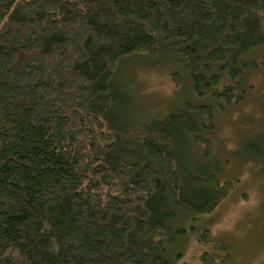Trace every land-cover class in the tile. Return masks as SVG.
<instances>
[{"label": "trees", "instance_id": "16d2710c", "mask_svg": "<svg viewBox=\"0 0 264 264\" xmlns=\"http://www.w3.org/2000/svg\"><path fill=\"white\" fill-rule=\"evenodd\" d=\"M261 47L264 0H0V264H173L179 214L234 190L192 165ZM162 55L193 100L134 124L117 75Z\"/></svg>", "mask_w": 264, "mask_h": 264}, {"label": "rangeland", "instance_id": "374dc122", "mask_svg": "<svg viewBox=\"0 0 264 264\" xmlns=\"http://www.w3.org/2000/svg\"><path fill=\"white\" fill-rule=\"evenodd\" d=\"M246 61L248 85H244L243 102L215 113L214 130L207 134L213 157L192 165L232 180L234 190L211 214H179L173 227L181 232L173 234L168 254L173 264H204V256L212 257L211 264H264V47ZM174 67L163 55L126 61L117 75L127 98L123 115L138 124L169 106L193 100L188 91L177 97L172 91ZM191 153L199 155L194 149ZM205 229L222 236L227 252L199 242L198 235Z\"/></svg>", "mask_w": 264, "mask_h": 264}]
</instances>
